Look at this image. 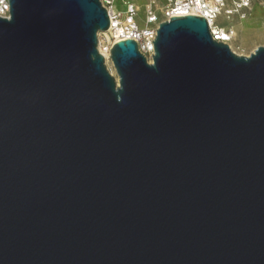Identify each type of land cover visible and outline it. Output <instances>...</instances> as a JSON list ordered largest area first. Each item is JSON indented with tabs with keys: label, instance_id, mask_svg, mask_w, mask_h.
Here are the masks:
<instances>
[{
	"label": "water",
	"instance_id": "1",
	"mask_svg": "<svg viewBox=\"0 0 264 264\" xmlns=\"http://www.w3.org/2000/svg\"><path fill=\"white\" fill-rule=\"evenodd\" d=\"M0 18V264H264V46L201 17L98 52L99 0Z\"/></svg>",
	"mask_w": 264,
	"mask_h": 264
},
{
	"label": "built area",
	"instance_id": "2",
	"mask_svg": "<svg viewBox=\"0 0 264 264\" xmlns=\"http://www.w3.org/2000/svg\"><path fill=\"white\" fill-rule=\"evenodd\" d=\"M148 1L149 3L145 6L146 27L140 30L135 21L139 7L134 4V0H121L122 6L125 8L124 11L116 9V0H99L108 16L109 28L102 35L104 38L100 44L98 42L97 48L110 73L113 69L110 49L115 43L126 39L133 40L137 45L138 52L151 64L154 55L152 42L155 40L156 31L161 23L168 22L171 17L191 15L205 19L212 40L229 47V43L236 36L230 22L234 18L239 21L245 20L252 5V0H164V4L158 0ZM0 18L6 20L10 18L8 0H0ZM221 20L226 24H219ZM221 30L225 32V36L222 37L227 39L220 37L218 33ZM231 51L235 53V51Z\"/></svg>",
	"mask_w": 264,
	"mask_h": 264
},
{
	"label": "rangeland",
	"instance_id": "3",
	"mask_svg": "<svg viewBox=\"0 0 264 264\" xmlns=\"http://www.w3.org/2000/svg\"><path fill=\"white\" fill-rule=\"evenodd\" d=\"M161 4H164V0H158ZM149 3L148 0H134V4L139 7V13L135 17L136 24L140 30L146 27L145 23V6ZM116 9L124 11L121 0H116ZM219 24H226L223 20ZM230 26L233 27L236 36L232 49L237 55L248 56L257 47L264 46V0H252L251 9L248 17L239 21L234 18L230 22ZM98 37V36H97ZM104 36L100 35L98 41H102ZM113 77L117 79L114 69Z\"/></svg>",
	"mask_w": 264,
	"mask_h": 264
},
{
	"label": "bare ground",
	"instance_id": "4",
	"mask_svg": "<svg viewBox=\"0 0 264 264\" xmlns=\"http://www.w3.org/2000/svg\"><path fill=\"white\" fill-rule=\"evenodd\" d=\"M104 33H99L97 36L98 37H100V35H103ZM219 35H220V37H222V36H225V32L224 31H219V33H218ZM98 37H97V39H98ZM222 39H227L226 37H222ZM99 42V41H98ZM99 44H100V42H99ZM233 44H234V40L231 42V43H229V47H230V49L231 50H233L232 49V46H233ZM234 51V50H233ZM113 71H111V74L113 75V73H112Z\"/></svg>",
	"mask_w": 264,
	"mask_h": 264
}]
</instances>
